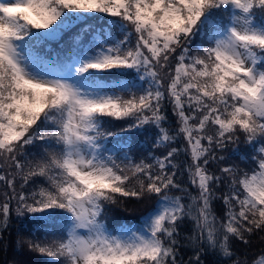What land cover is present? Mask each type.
I'll return each mask as SVG.
<instances>
[{"label": "snow or ice", "instance_id": "6c2138e0", "mask_svg": "<svg viewBox=\"0 0 264 264\" xmlns=\"http://www.w3.org/2000/svg\"><path fill=\"white\" fill-rule=\"evenodd\" d=\"M146 129L166 151L137 160L124 135ZM241 142L248 168L227 163ZM0 187V238L13 214L64 221L17 240L48 264L232 258L264 232V0H0ZM145 198L139 226L105 222Z\"/></svg>", "mask_w": 264, "mask_h": 264}, {"label": "trees", "instance_id": "16d2710c", "mask_svg": "<svg viewBox=\"0 0 264 264\" xmlns=\"http://www.w3.org/2000/svg\"><path fill=\"white\" fill-rule=\"evenodd\" d=\"M95 23H102V21H95ZM67 39L68 36L65 35L59 43L52 42L50 47L58 51ZM196 42H200L199 37L197 38ZM111 79L112 78H109L110 82ZM120 79L131 80L132 76L125 75L120 77ZM167 112L172 129H174L175 118L171 115L170 107L167 108ZM124 124V121L112 120L105 123L104 129L108 131H118L124 126ZM165 126L168 127L169 125L166 124ZM154 139V129L133 131L124 135V140L128 145H130V155H132L137 160L143 156H146L149 152H152L155 155H160L166 151L163 148L154 149L152 147ZM241 141H243V138H241ZM112 143H115V141ZM232 147L233 146L231 145L228 147L225 155L231 153ZM238 147L240 149L239 155L232 157L227 161V163L235 164L240 168L250 167L247 160L241 159V157L245 156L246 145L241 142ZM186 159L187 157L183 153L179 157V161L181 162ZM214 168L215 165L212 166V169ZM184 179L186 181V176ZM220 190L223 191V188ZM2 191L3 188L0 187V192ZM154 203V198H145L139 201L135 199H127L115 205H107L104 215L105 222L110 227H119L120 225H140L142 223V218L152 210ZM14 207L15 204L13 203V208ZM215 208L218 215L222 214L223 204L221 201L216 202ZM63 223L64 221L59 217L38 222L30 215L24 218H17L15 214H13L8 229L2 233V238H0V264H48L50 258L29 251L27 246L24 244L17 246V240H23L24 238L30 237L33 230L36 232V237L40 238L43 236L44 232H55L57 229L62 227ZM190 228L191 225L185 222L179 229L182 246L180 248L178 259L182 258L184 261H187L188 258L193 255V249L183 240V237L190 233ZM49 239H51V237H49ZM249 241V244L245 245L242 242L234 239L231 244V249L235 255L232 258H223L213 251L204 252L200 257L202 264H232V259H235L236 256H239L242 260L247 259L249 264H251V261L259 256L261 251L264 250V232H256L252 234L249 238Z\"/></svg>", "mask_w": 264, "mask_h": 264}, {"label": "rangeland", "instance_id": "374dc122", "mask_svg": "<svg viewBox=\"0 0 264 264\" xmlns=\"http://www.w3.org/2000/svg\"><path fill=\"white\" fill-rule=\"evenodd\" d=\"M109 147H111V144L108 145ZM50 219H55V218H50ZM59 220V219H58ZM136 226H139V225H136Z\"/></svg>", "mask_w": 264, "mask_h": 264}]
</instances>
